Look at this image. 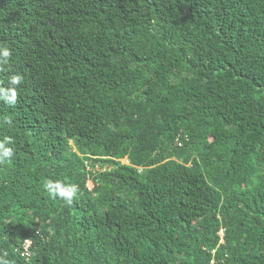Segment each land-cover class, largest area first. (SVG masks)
Returning <instances> with one entry per match:
<instances>
[{"label": "trees", "instance_id": "1", "mask_svg": "<svg viewBox=\"0 0 264 264\" xmlns=\"http://www.w3.org/2000/svg\"><path fill=\"white\" fill-rule=\"evenodd\" d=\"M0 47V256L264 264V0H0Z\"/></svg>", "mask_w": 264, "mask_h": 264}, {"label": "clouds", "instance_id": "2", "mask_svg": "<svg viewBox=\"0 0 264 264\" xmlns=\"http://www.w3.org/2000/svg\"><path fill=\"white\" fill-rule=\"evenodd\" d=\"M10 56H11V52L7 47H0V65L7 64L8 58ZM22 81H23V77L20 75H16L10 78V84L12 86H18L22 83ZM17 94L18 93L16 87H10L8 89L0 87V100L4 101L9 105H14L16 103ZM13 143L14 142L12 138L7 136H5L3 140H0V164L11 163L13 161L15 156L14 149L12 147H9V145H12ZM89 184H92L93 186V183L88 182L87 184L88 188L91 189L92 186L90 187ZM44 187L48 195L52 199L59 198L68 205L73 204L74 198L77 196L78 193V185L66 184L62 181L48 180L45 182ZM220 235L223 237L222 231L220 232ZM26 242L32 243L31 240H27L25 241V243ZM0 264H10V261L5 259L3 256H0Z\"/></svg>", "mask_w": 264, "mask_h": 264}, {"label": "built area", "instance_id": "3", "mask_svg": "<svg viewBox=\"0 0 264 264\" xmlns=\"http://www.w3.org/2000/svg\"><path fill=\"white\" fill-rule=\"evenodd\" d=\"M30 245H31L30 242H26L25 243V249H26V251H25L24 255H28L27 249L29 248Z\"/></svg>", "mask_w": 264, "mask_h": 264}, {"label": "rangeland", "instance_id": "4", "mask_svg": "<svg viewBox=\"0 0 264 264\" xmlns=\"http://www.w3.org/2000/svg\"><path fill=\"white\" fill-rule=\"evenodd\" d=\"M123 163H126V161L124 160ZM89 185H90V187L92 186V184H89Z\"/></svg>", "mask_w": 264, "mask_h": 264}]
</instances>
